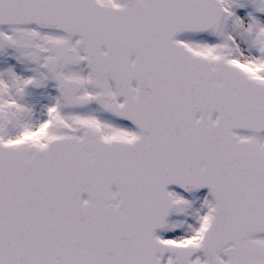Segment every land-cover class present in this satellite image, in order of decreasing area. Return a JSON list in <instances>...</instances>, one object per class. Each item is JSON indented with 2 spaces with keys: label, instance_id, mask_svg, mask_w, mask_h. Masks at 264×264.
I'll list each match as a JSON object with an SVG mask.
<instances>
[{
  "label": "snow or ice",
  "instance_id": "obj_1",
  "mask_svg": "<svg viewBox=\"0 0 264 264\" xmlns=\"http://www.w3.org/2000/svg\"><path fill=\"white\" fill-rule=\"evenodd\" d=\"M0 264H264V0H0Z\"/></svg>",
  "mask_w": 264,
  "mask_h": 264
}]
</instances>
